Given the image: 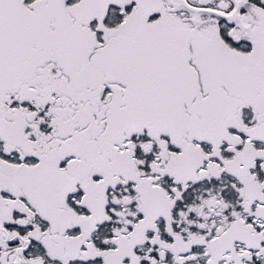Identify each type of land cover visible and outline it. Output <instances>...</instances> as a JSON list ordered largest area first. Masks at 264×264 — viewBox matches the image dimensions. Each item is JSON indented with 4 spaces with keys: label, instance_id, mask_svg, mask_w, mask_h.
<instances>
[{
    "label": "snow or ice",
    "instance_id": "obj_1",
    "mask_svg": "<svg viewBox=\"0 0 264 264\" xmlns=\"http://www.w3.org/2000/svg\"><path fill=\"white\" fill-rule=\"evenodd\" d=\"M0 264H264V0H0Z\"/></svg>",
    "mask_w": 264,
    "mask_h": 264
}]
</instances>
